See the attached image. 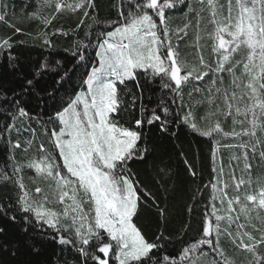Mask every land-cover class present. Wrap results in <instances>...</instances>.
Listing matches in <instances>:
<instances>
[{
  "label": "snow or ice",
  "instance_id": "obj_1",
  "mask_svg": "<svg viewBox=\"0 0 264 264\" xmlns=\"http://www.w3.org/2000/svg\"><path fill=\"white\" fill-rule=\"evenodd\" d=\"M180 6L190 15L173 25L174 11L185 14ZM113 7L117 18L94 37L87 32L89 42L77 41L71 50L73 67L88 61L84 66L90 71H85L79 91L74 88L69 99L53 104L46 121L39 114L33 117L28 105L49 65L28 76L12 52L16 43L26 42L0 37V57L20 82L19 91L10 96L0 89V115L9 121L3 132L13 151L26 154L20 161L11 157L12 177H0L17 188L14 202L0 204V264H264V0H196V6L186 0H115ZM44 8L53 11L45 15ZM7 9L0 0V22L21 33L7 19ZM95 10V0H41L28 19L44 25L35 39L55 47L52 38L58 34L75 36L82 26L91 30L88 18L103 24ZM60 14L77 16L75 27L48 31ZM181 42L192 51L182 53ZM89 47L98 58L95 64L87 56ZM70 79L64 72L59 88L45 90L47 96L56 101ZM153 85L171 93L170 99H161L159 111L142 104L137 108L136 101ZM129 93L131 104L125 99ZM33 119L41 125L47 146L36 142V129L20 126ZM153 125L171 136L176 135L172 128L185 126L213 143V176L203 185L210 189V202L195 235H188L189 224L175 235L166 233V206L132 169L152 155L145 129ZM13 131L31 138L23 145L20 139L12 142ZM222 149L236 150L227 171L222 156L217 165ZM183 163L195 180L199 173L194 164L186 156ZM25 168L35 172L34 188L24 182ZM159 171L158 183L171 180L170 170ZM197 193L203 194L200 187L193 200ZM149 201L158 216L151 238L139 225L140 211ZM187 211L192 212V205ZM12 228L18 234L10 237ZM50 245L56 247L45 258ZM5 255L10 259H3Z\"/></svg>",
  "mask_w": 264,
  "mask_h": 264
},
{
  "label": "trees",
  "instance_id": "obj_2",
  "mask_svg": "<svg viewBox=\"0 0 264 264\" xmlns=\"http://www.w3.org/2000/svg\"><path fill=\"white\" fill-rule=\"evenodd\" d=\"M8 5V17L12 23L22 29L21 33L13 32V29L4 22H0V37L11 36L13 41H25L26 43H16L12 49L13 55H17L20 59L21 68L25 74L31 76L40 65L47 63L49 70L43 72L36 85V92L29 98L28 110L33 117L39 114L42 121H46L48 115L53 114V104L63 102L71 97L72 91L75 88L77 91L83 86L82 78L85 77V71H90L84 65L89 62H84V65H76L75 58L71 55V50L77 41L82 44L89 42V37L86 33L91 31L93 37L101 30L107 27V21L115 20L117 18L116 9L113 7L115 0H95L96 10L95 15L103 24H95L91 18L86 19V25H92L91 30L86 26H82L78 33L74 36L69 33L68 36L56 35L52 38V42L55 47L42 46V40L35 39L36 34L44 28V25L40 24L36 20L28 19V16L37 11L41 0H3ZM73 2V0H68ZM186 3L196 6V0H186ZM185 14L180 11H174L170 16V22L173 25H181L185 19L188 18V10L184 6ZM43 14L47 15L53 10L50 8L42 9ZM187 14V15H186ZM77 22V16L72 14H60L57 19L48 26V31H52L54 28L63 27L68 30L70 27H75ZM210 30L211 26H207ZM31 34V35H29ZM193 38V29L189 30L188 42L191 44ZM96 43L95 39H92V44ZM202 43H208V41H202ZM182 53H189L192 50L186 48L184 42H181ZM94 48L89 47L87 49V56L91 57V64H95L97 57L93 56ZM205 56H209V50L205 49ZM192 59L191 55L188 57ZM57 61L60 64H57ZM7 61L5 58L0 57V89H4L8 92L9 96L15 91H19L20 82L16 76L13 75L6 67ZM68 72L71 79L64 83L63 88L59 90L57 100L50 99L46 91H53V87L59 88L60 76ZM143 83V81H141ZM129 88L132 89V93L137 90L133 82H129ZM156 85H153L152 89L144 92L142 100L136 101V106L139 108L141 104L148 108H157L159 111L160 101H168L171 97V93L167 90L157 91L154 90ZM129 93L126 96V102L131 104V95ZM39 97V99H37ZM3 99V93L0 92V100ZM187 99V97H186ZM175 108V105H172ZM0 112H3V108H0ZM9 121L0 115V177L4 173L8 176H13V160L11 157L14 155L17 161L24 159L25 153L22 150H12L11 145L7 142V134L3 132L4 124ZM21 127H31L36 129V142H44L47 146V137L43 135L41 125L33 119L29 125L27 121L20 124ZM227 129V125H225ZM172 131L176 132L175 136L161 133L155 125L149 126L145 129L146 139H148V146L152 149V155L147 159L146 163L135 162L132 165V169L137 173V179H139L145 188L150 191L160 202L162 207L166 206L168 211V218L166 222V233H172L175 235L177 229L184 224H189V236L195 235L201 224V213L204 205L210 202V189H203V185L207 184L213 176L212 168L213 163L211 159V149L213 143L208 138L200 137L194 134L191 129L185 126H176L172 128ZM30 133H23L21 136H17L15 131L11 134V141L15 142L20 139L23 142L26 139H30ZM35 146V145H34ZM236 150H221L217 155V165L220 162V157H223V163L225 170L228 169L229 157ZM183 152L184 156L188 158L190 162L194 164L199 175L195 180L188 174L185 165L183 163L184 156L180 153ZM237 162L232 161L235 166ZM160 169L170 170L172 177L170 181L160 180ZM259 171V170H257ZM237 175L239 174V168L236 169ZM24 182L29 188H34L35 184L32 183L31 178L35 176V172L32 169L25 168L22 172ZM163 185V186H162ZM174 185V187H173ZM197 187L202 189V195L197 193L195 200L192 199L193 194ZM17 188L11 180H5L0 178V204H8L14 202L16 198ZM192 205V212L187 211V207ZM4 217L0 216V221H3ZM139 225L142 226L147 236L151 238L158 227V216L156 209L151 205V201L148 202L147 207H142L139 214ZM10 231V237L17 235V229L12 228ZM187 239V237H185ZM178 246V242H177ZM53 247L48 246L45 252V258L51 255ZM225 247L231 252V246L225 242ZM171 249V245L169 246ZM67 255V253H65ZM20 256L18 259H24ZM3 259L9 260L8 256H3Z\"/></svg>",
  "mask_w": 264,
  "mask_h": 264
},
{
  "label": "rangeland",
  "instance_id": "obj_3",
  "mask_svg": "<svg viewBox=\"0 0 264 264\" xmlns=\"http://www.w3.org/2000/svg\"><path fill=\"white\" fill-rule=\"evenodd\" d=\"M98 59V58H97Z\"/></svg>",
  "mask_w": 264,
  "mask_h": 264
}]
</instances>
